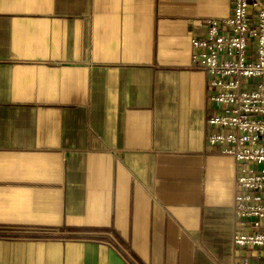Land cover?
I'll use <instances>...</instances> for the list:
<instances>
[{"label": "crops", "instance_id": "obj_1", "mask_svg": "<svg viewBox=\"0 0 264 264\" xmlns=\"http://www.w3.org/2000/svg\"><path fill=\"white\" fill-rule=\"evenodd\" d=\"M232 6L0 0V264L264 259L233 243L236 162L193 59Z\"/></svg>", "mask_w": 264, "mask_h": 264}, {"label": "built area", "instance_id": "obj_2", "mask_svg": "<svg viewBox=\"0 0 264 264\" xmlns=\"http://www.w3.org/2000/svg\"><path fill=\"white\" fill-rule=\"evenodd\" d=\"M192 45L195 67L210 76L208 100L219 108L207 121V142L236 162L234 213L241 230L233 243L264 249V0H233L231 13L208 20Z\"/></svg>", "mask_w": 264, "mask_h": 264}]
</instances>
